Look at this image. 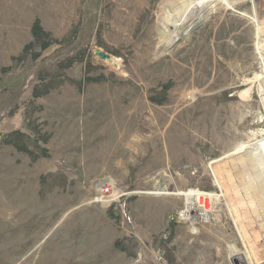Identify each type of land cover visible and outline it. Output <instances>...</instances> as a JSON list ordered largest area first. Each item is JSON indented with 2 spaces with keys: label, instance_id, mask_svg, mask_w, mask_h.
<instances>
[{
  "label": "rangeland",
  "instance_id": "obj_1",
  "mask_svg": "<svg viewBox=\"0 0 264 264\" xmlns=\"http://www.w3.org/2000/svg\"><path fill=\"white\" fill-rule=\"evenodd\" d=\"M229 172L264 214V0H0V264H248L222 199L144 193Z\"/></svg>",
  "mask_w": 264,
  "mask_h": 264
},
{
  "label": "bare ground",
  "instance_id": "obj_2",
  "mask_svg": "<svg viewBox=\"0 0 264 264\" xmlns=\"http://www.w3.org/2000/svg\"><path fill=\"white\" fill-rule=\"evenodd\" d=\"M106 62L110 63L115 69H118L119 67V63H117V61L113 63V57L112 62ZM246 148L248 147L239 148L224 156L222 159L227 158L229 159L228 162L231 163L238 160V162L241 161V163L246 164L248 161V151ZM219 162L221 161H212L209 164L214 177L217 175V168H220ZM227 174L228 181L231 182L229 185L236 186L235 188L232 186V188L236 191L233 200H229L222 187H219V194L217 195H204L199 190L195 189L171 193L168 190V180H166L165 175L160 177L159 187L156 191L144 193L159 196L179 195L185 201V207L181 215L187 220H196V218L206 220L207 217L209 218L208 214L212 211V208H215L212 206L216 203V201L222 199L225 203L224 206L227 207L229 213L228 216L232 219V222L238 231V236H240L245 245V256L248 264H259L262 260H264V234L262 231V225L264 227V214L252 207L251 201H249L248 197L245 195L242 187L239 186V180H237L235 173L229 172Z\"/></svg>",
  "mask_w": 264,
  "mask_h": 264
},
{
  "label": "built area",
  "instance_id": "obj_3",
  "mask_svg": "<svg viewBox=\"0 0 264 264\" xmlns=\"http://www.w3.org/2000/svg\"><path fill=\"white\" fill-rule=\"evenodd\" d=\"M123 197V194L114 188V183L111 180L104 179L96 187L93 203L112 205L120 202Z\"/></svg>",
  "mask_w": 264,
  "mask_h": 264
},
{
  "label": "water",
  "instance_id": "obj_4",
  "mask_svg": "<svg viewBox=\"0 0 264 264\" xmlns=\"http://www.w3.org/2000/svg\"><path fill=\"white\" fill-rule=\"evenodd\" d=\"M95 56L98 57L100 60L112 62V58L110 57V55H108V54H106V53H104L98 49H95ZM232 259L233 260H235V259L243 260L241 255L235 256Z\"/></svg>",
  "mask_w": 264,
  "mask_h": 264
}]
</instances>
